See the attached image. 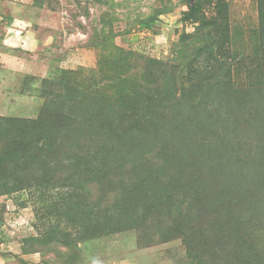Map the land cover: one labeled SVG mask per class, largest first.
<instances>
[{
	"label": "rangeland",
	"instance_id": "374dc122",
	"mask_svg": "<svg viewBox=\"0 0 264 264\" xmlns=\"http://www.w3.org/2000/svg\"><path fill=\"white\" fill-rule=\"evenodd\" d=\"M9 1L54 39L17 53L0 160L50 159L0 161V264H264V0Z\"/></svg>",
	"mask_w": 264,
	"mask_h": 264
},
{
	"label": "crops",
	"instance_id": "0c3cea01",
	"mask_svg": "<svg viewBox=\"0 0 264 264\" xmlns=\"http://www.w3.org/2000/svg\"><path fill=\"white\" fill-rule=\"evenodd\" d=\"M12 5L9 0H0V111L5 110L4 94L15 81L13 76L24 74L21 67L26 66V60L17 53L34 54L42 44L46 45L48 41L50 44L54 39L51 34L43 38L39 32L45 29L43 24L23 18Z\"/></svg>",
	"mask_w": 264,
	"mask_h": 264
},
{
	"label": "trees",
	"instance_id": "16d2710c",
	"mask_svg": "<svg viewBox=\"0 0 264 264\" xmlns=\"http://www.w3.org/2000/svg\"><path fill=\"white\" fill-rule=\"evenodd\" d=\"M69 86L71 87L64 85L63 93L67 91L66 92L67 95L73 94L76 98L81 99L82 92L84 91L80 89L79 86L76 85H69ZM43 114L44 113L41 112L40 115L35 120L21 121L23 124L22 126L21 123H19V121H15L12 119L9 120L6 119L4 120V123L5 125H10V127L19 126L13 131L14 134L13 138L22 139V138L30 137L33 134L34 129L37 128L40 124H42ZM16 122L18 123V125L15 124ZM15 134H17L18 137H15L16 136ZM10 149H12L14 152L11 153ZM46 152H47L46 146L41 141H39V138H34L32 141L27 143L26 146L11 142L6 144V148L3 151V153L5 154L3 155V159H1L0 161L2 164L6 162L13 163V165H17L20 169L22 168L28 169L31 167L33 163L35 165L38 164L39 166L44 165L47 159H50L49 158L50 153H46ZM27 181H33L42 185V183L37 181L31 175L27 178L26 182ZM14 188L15 186L11 187L12 189L11 191H13Z\"/></svg>",
	"mask_w": 264,
	"mask_h": 264
}]
</instances>
